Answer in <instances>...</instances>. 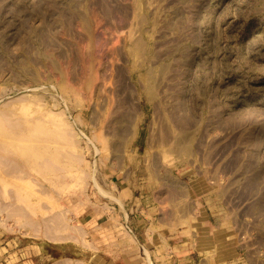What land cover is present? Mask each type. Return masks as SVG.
<instances>
[{"label":"rangeland","instance_id":"obj_1","mask_svg":"<svg viewBox=\"0 0 264 264\" xmlns=\"http://www.w3.org/2000/svg\"><path fill=\"white\" fill-rule=\"evenodd\" d=\"M0 264H264V0H0Z\"/></svg>","mask_w":264,"mask_h":264},{"label":"crops","instance_id":"obj_2","mask_svg":"<svg viewBox=\"0 0 264 264\" xmlns=\"http://www.w3.org/2000/svg\"><path fill=\"white\" fill-rule=\"evenodd\" d=\"M157 234L158 233H156V235H155V237H154V243H155V241L158 239V238H162V236L160 235V234H158V236H157ZM156 244V243H155Z\"/></svg>","mask_w":264,"mask_h":264}]
</instances>
